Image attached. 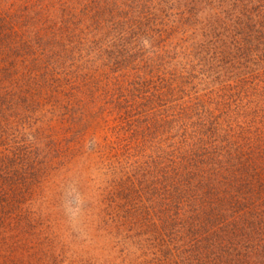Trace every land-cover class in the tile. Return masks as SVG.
I'll list each match as a JSON object with an SVG mask.
<instances>
[{
	"label": "trees",
	"instance_id": "1",
	"mask_svg": "<svg viewBox=\"0 0 264 264\" xmlns=\"http://www.w3.org/2000/svg\"><path fill=\"white\" fill-rule=\"evenodd\" d=\"M0 42L107 134L109 264H264V0H0Z\"/></svg>",
	"mask_w": 264,
	"mask_h": 264
},
{
	"label": "rangeland",
	"instance_id": "2",
	"mask_svg": "<svg viewBox=\"0 0 264 264\" xmlns=\"http://www.w3.org/2000/svg\"><path fill=\"white\" fill-rule=\"evenodd\" d=\"M9 60L0 42V71ZM14 62L16 74L28 70V59ZM85 121L65 120L58 100L0 78V264H109L116 256L87 156L107 134Z\"/></svg>",
	"mask_w": 264,
	"mask_h": 264
}]
</instances>
